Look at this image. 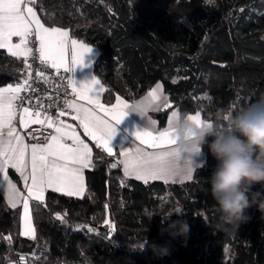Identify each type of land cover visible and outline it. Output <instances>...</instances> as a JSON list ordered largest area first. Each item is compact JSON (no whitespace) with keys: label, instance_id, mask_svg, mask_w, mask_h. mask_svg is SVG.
Wrapping results in <instances>:
<instances>
[{"label":"trees","instance_id":"trees-1","mask_svg":"<svg viewBox=\"0 0 264 264\" xmlns=\"http://www.w3.org/2000/svg\"><path fill=\"white\" fill-rule=\"evenodd\" d=\"M34 6L46 25L67 27L71 37L98 48L94 73L107 104L118 96L136 100L161 81L172 105L155 111L161 126L177 107L223 128L264 95V0H35ZM23 59L0 49V84L22 78ZM204 151L191 180L145 183L125 177L121 164L110 168L118 156L94 145L83 195L50 189L43 203L33 201L35 240L21 235L20 206L12 208L0 190V264L16 263L20 252L31 264H264V218L256 207L237 230L217 227L205 182L217 161ZM169 215L188 222L186 240L161 234V217ZM153 245L170 254L158 256Z\"/></svg>","mask_w":264,"mask_h":264},{"label":"snow or ice","instance_id":"snow-or-ice-1","mask_svg":"<svg viewBox=\"0 0 264 264\" xmlns=\"http://www.w3.org/2000/svg\"><path fill=\"white\" fill-rule=\"evenodd\" d=\"M34 3L35 0H0V49H7L8 54L17 60L23 57L25 69H30L28 58L33 55V49L28 46L29 37L35 34L39 42L37 51L40 63L48 64L58 74L62 68L64 72L73 73L77 66L84 65L85 56L91 53L93 48L77 40H71V64L74 67L69 66L66 60V53L69 51L68 31L59 27H45L31 6ZM13 37H19V42L14 44ZM37 76L43 77L44 73L37 71ZM30 78L29 71L28 77L23 79L22 83L0 87V180L5 184L9 205L16 208L21 201L23 203L24 231L21 235L35 240L36 232L30 215L29 200L43 203L47 189L62 192L67 196H81L85 191L83 170L94 165L91 148L74 129L69 131L72 125L54 119L46 113L41 118L40 110H32L37 107L35 105L20 108L21 127L27 129L32 123H40L53 129L55 134L33 144L25 143V138L17 131L14 121L18 115L16 102H23L24 97L20 96V93L28 89ZM172 82L177 83V80L173 79ZM68 84L72 87L73 93L88 105L78 104L75 100H65L64 104L75 112L72 119L78 120L84 134L96 143L97 148H103L109 156L113 155L111 141L117 133L116 125L120 124L129 112L138 113L141 117L148 116V128L133 133L135 137L133 145L119 151L123 159L112 163L110 168L115 169L118 164H122L125 177L132 176L145 183L149 180H163L167 184L170 181L177 182V178L192 179L194 167L190 154L180 156L172 148L174 143L171 138L172 123L179 112L172 111L168 117V126L160 130L155 127L156 120L148 115L149 111L172 107L168 103V97L160 94L161 84H157L144 99L134 104L130 105L117 97V103L111 107H105L100 103L99 96L105 89L95 76L79 86L75 79H69ZM97 109L103 111L106 118L98 116ZM64 115V111L59 112V116ZM189 118L199 122L200 111L194 115L190 114ZM65 140H71L72 144H66ZM9 168L14 169L23 179L27 196L9 177ZM56 218L63 220L59 213L56 214ZM112 227L114 229L115 226ZM7 239L11 242V237ZM21 260H24V257H21Z\"/></svg>","mask_w":264,"mask_h":264},{"label":"clouds","instance_id":"clouds-1","mask_svg":"<svg viewBox=\"0 0 264 264\" xmlns=\"http://www.w3.org/2000/svg\"><path fill=\"white\" fill-rule=\"evenodd\" d=\"M171 138L173 151L180 156L199 155L207 146L217 161L205 182L210 185L220 230H237L250 219L247 210L252 207L264 218V191H253L255 185L264 188V95L230 116L223 128L179 113L173 119ZM171 216L161 217V234L186 240L190 225L183 219L171 220ZM152 247L160 257L170 254L166 246Z\"/></svg>","mask_w":264,"mask_h":264},{"label":"crops","instance_id":"crops-1","mask_svg":"<svg viewBox=\"0 0 264 264\" xmlns=\"http://www.w3.org/2000/svg\"><path fill=\"white\" fill-rule=\"evenodd\" d=\"M34 7V10L37 14V16L39 17L41 23H43L45 25V27H59L61 28L62 30H66L68 31L69 33V30L67 27H64V26H60V25H46L38 11L36 10L34 4L31 5ZM71 40H77L78 42H82L84 44H86L87 46L89 47H92L93 50L91 53L87 54L84 58V65L83 66H77L74 70L73 73H70V72H64L63 68L61 69L64 73H66L67 77H68V80L69 79H75L76 83H77V86H79L81 83H87L88 81H90L94 76L100 80L101 84L103 85L104 89H105V86L103 84V82L101 81L100 77H98L95 73H94V62H95V59L96 57L98 56V53H99V50L96 46L90 44V43H87L81 39H78V38H75V37H71L70 36V33H69V51L66 53V60H67V63L69 66H72L74 67V65L71 64V59H72V53H71ZM12 42L15 44V43H18L19 42V37H13L12 38ZM23 79H25V77L22 76V78L16 82H10V83H5V84H0V87H6L8 84H12L13 86H15L17 83H22L23 82ZM157 84H161L162 85V92L160 93L162 96H167L168 97V103L170 104V99H169V95L168 93L165 91V88H164V85L161 81H157L154 85H152L150 87V89L145 92L142 96H140L139 98H137L136 100H133V101H129L127 99H125L124 97H121V96H118L120 97L121 99H123L124 101H126L128 104H134L136 103L137 101H140L142 99H144L146 96H147V93L152 89L154 88ZM103 93H101V95L99 96V100H100V103L103 104L105 107H111L112 105H115L117 103V100H115L113 103L111 104H107L106 102H104V99H103ZM75 100L78 104H85V106H88L86 104L85 101L81 100L78 96H76L74 94V97L70 100ZM162 108H165V107H161ZM172 111H178L180 113V110L177 108V107H173L169 114H168V117L171 115V112ZM19 112L18 111V115H17V120L14 121L15 125H16V128H17V131L22 135L24 136L25 138V143L26 144H33V143H36L37 140H43V139H34V138H28L25 134L26 130L28 129H25L23 127H21L20 123H19ZM65 112V115L64 116H59V113L56 114L55 118L54 119H58V120H62L65 122V124H68V125H72V129H69V131L71 130H75L77 132V134L80 136V138L82 140H84V142L86 144L89 145V147L91 148L92 150V163L94 162V145H96V143L91 140L90 137L86 136L84 134V130L82 127L79 126V121L78 120H74L72 119V117L75 115V112L72 111L71 108H67L66 110H64ZM197 112V111H196ZM196 112H191L189 113L188 115H194ZM155 111H149L148 115L156 120V129L157 130H160V129H163V128H166L168 126V118H167V121H166V124L164 126H161L159 124V120L158 118L156 117V115L154 114ZM96 114L98 116H100L101 118H106L104 116V113L103 111L97 109L96 110ZM41 118H43L41 116ZM201 120H207L205 119L203 116H202V113H201ZM208 121V120H207ZM210 121V120H209ZM211 122V121H210ZM34 124V123H32ZM116 128H117V133L116 135L113 137L112 141H111V146L113 147V154H115L116 156H118L119 159H123V157L120 156L119 154V151H121L122 149H126V148H129L133 145V142L135 140V137L133 135L134 132L138 131V130H143L145 128H148V116H144V117H141L138 113H135V112H129V114L122 120V122L118 125H116ZM53 134L54 133V130H53ZM52 134V135H53ZM51 136V135H50ZM48 136V137H50ZM66 144H69L71 145L72 144V141L71 140H65L64 141ZM141 147H144L143 145H140ZM103 149V148H102ZM104 150V149H103ZM148 151H152V149H146ZM105 151V150H104ZM106 152V151H105ZM107 153V152H106ZM189 155V154H188ZM191 156V159L193 161V172H192V177L194 175V172L196 170V165H202L204 164V162L206 161V152L204 151L203 149V152L199 155L193 153V154H190ZM122 165V164H121ZM88 168H85L83 170V177H84V184H85V191L82 193V195L86 192V170ZM122 169H123V165H122ZM15 173V174H14ZM124 173V171H123ZM8 174H9V177L12 179V181L17 185V188L25 195L27 196V190L25 189L24 187V181L22 178H20L19 174L15 172L14 169H11L9 168L8 169ZM16 175V176H14ZM129 177H132V176H129ZM134 178V177H133ZM188 179H184V178H177V182H183V181H187ZM171 182V181H170ZM30 183V181H29ZM0 190L3 192L4 196H5V199L6 201L8 202V199H7V194H6V191H5V184L2 182V180H0ZM50 190V189H47L45 191V194H44V197L46 195V192ZM33 201L32 199L29 200V208H30V215L32 217V224L34 226V222H33V215H32V204H33ZM9 203V202H8ZM17 206H20V230H21V233L24 231V224H23V221H22V215H23V203L22 201L17 205ZM35 228V226H34ZM35 232H36V228H35ZM13 264H16L15 262Z\"/></svg>","mask_w":264,"mask_h":264},{"label":"built area","instance_id":"built-area-1","mask_svg":"<svg viewBox=\"0 0 264 264\" xmlns=\"http://www.w3.org/2000/svg\"><path fill=\"white\" fill-rule=\"evenodd\" d=\"M29 47L33 49V55L28 58V63L31 65L30 69H25L23 77H28V72H31L29 79V87L22 91L20 96L24 97L23 102L17 101L18 111L21 107H34L32 110H40L43 117L46 113L55 118L60 111L66 110L68 107L64 104L65 100H71L74 97L72 87L68 84V77L66 73L60 70L57 71L48 66V64H41L39 60V42L35 34L29 37ZM37 71L44 73L43 77L37 76ZM63 77V79H61ZM31 133L32 135H29ZM28 138L36 137V139H44L53 134V129L47 128L46 125L40 123L31 124L25 132ZM24 257V260H21ZM16 264H31L30 256L27 253L20 252L16 256Z\"/></svg>","mask_w":264,"mask_h":264},{"label":"water","instance_id":"water-1","mask_svg":"<svg viewBox=\"0 0 264 264\" xmlns=\"http://www.w3.org/2000/svg\"><path fill=\"white\" fill-rule=\"evenodd\" d=\"M14 174H15V173H14ZM14 176H16V175H14ZM101 228L107 231L108 228H109V225H108V224H105V225L101 226Z\"/></svg>","mask_w":264,"mask_h":264},{"label":"rangeland","instance_id":"rangeland-1","mask_svg":"<svg viewBox=\"0 0 264 264\" xmlns=\"http://www.w3.org/2000/svg\"><path fill=\"white\" fill-rule=\"evenodd\" d=\"M201 113V112H200ZM209 121V120H208ZM210 122V121H209Z\"/></svg>","mask_w":264,"mask_h":264}]
</instances>
